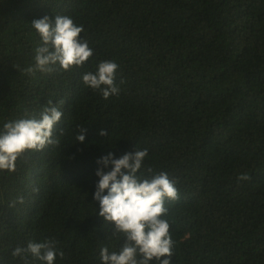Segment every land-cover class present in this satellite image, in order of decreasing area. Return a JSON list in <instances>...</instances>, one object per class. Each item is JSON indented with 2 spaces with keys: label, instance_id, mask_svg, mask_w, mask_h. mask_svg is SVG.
Here are the masks:
<instances>
[{
  "label": "trees",
  "instance_id": "trees-1",
  "mask_svg": "<svg viewBox=\"0 0 264 264\" xmlns=\"http://www.w3.org/2000/svg\"><path fill=\"white\" fill-rule=\"evenodd\" d=\"M56 15L83 26L93 56L26 74L40 43L32 21ZM103 60L119 65L120 94L107 100L82 82ZM49 100L64 101L60 145L0 172L8 264L29 241L55 240L64 258L54 264H100L103 245L116 250L92 199L96 161L136 149L148 150L144 167L178 181L171 264H264V0H0V129ZM21 194L26 203L9 208Z\"/></svg>",
  "mask_w": 264,
  "mask_h": 264
},
{
  "label": "clouds",
  "instance_id": "clouds-1",
  "mask_svg": "<svg viewBox=\"0 0 264 264\" xmlns=\"http://www.w3.org/2000/svg\"><path fill=\"white\" fill-rule=\"evenodd\" d=\"M31 25L40 43L34 50V65L23 69L26 74H51L57 66L62 71H69L73 67H82L94 54L88 41L81 38L83 26L77 25L70 16L56 15L54 19L44 16L33 20ZM118 68L113 60L100 61L95 72L83 74L82 82L107 100L120 94V86L115 82ZM61 104H64L63 100L59 104L49 100L38 117L26 115L3 124L0 129V172H15L18 162H27L30 154L60 145L56 125L64 115ZM86 131L85 127L78 128L75 140L83 143ZM63 132L60 130L59 135ZM99 135L106 136L107 133L101 130ZM147 156V149H136L119 158L109 152L96 161L98 182L92 199L99 205L98 216L105 227L111 226L109 240L118 242L116 250H110L108 245L100 248V264H150L153 260L156 264H171L174 241L166 218L167 203L179 199L178 181L164 171L144 167ZM109 167L110 171H105ZM237 180L249 181L251 176L243 173ZM31 192L38 194L39 188L33 186ZM25 203L26 197L21 194L8 207L16 208ZM10 255L20 264H32V260L54 264L57 256L64 258V252L53 239L17 245ZM0 264H8L6 257L0 256Z\"/></svg>",
  "mask_w": 264,
  "mask_h": 264
}]
</instances>
